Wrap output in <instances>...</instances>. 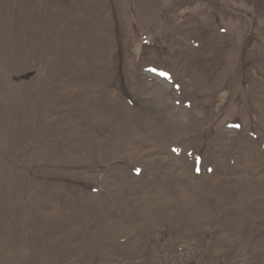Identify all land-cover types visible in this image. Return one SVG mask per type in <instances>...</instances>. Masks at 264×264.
I'll return each instance as SVG.
<instances>
[{
  "label": "rangeland",
  "instance_id": "374dc122",
  "mask_svg": "<svg viewBox=\"0 0 264 264\" xmlns=\"http://www.w3.org/2000/svg\"><path fill=\"white\" fill-rule=\"evenodd\" d=\"M0 264H264V0H0Z\"/></svg>",
  "mask_w": 264,
  "mask_h": 264
}]
</instances>
